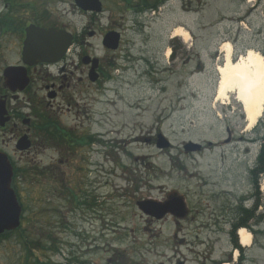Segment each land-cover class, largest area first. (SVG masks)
Returning a JSON list of instances; mask_svg holds the SVG:
<instances>
[{"label":"rangeland","instance_id":"obj_1","mask_svg":"<svg viewBox=\"0 0 264 264\" xmlns=\"http://www.w3.org/2000/svg\"><path fill=\"white\" fill-rule=\"evenodd\" d=\"M49 9L75 30L84 23L73 0H51ZM154 12L140 28L125 23L119 49L105 64L112 78L81 82L77 105L58 118L59 126H78L101 140L96 151L64 163L57 162L64 152L56 144L34 159L14 154L23 168L16 179L23 212L18 231L0 239V264L237 263L227 233L239 198L247 208L253 203L249 169L264 109L257 126L245 130L232 95L227 104L213 102L216 67L223 41L234 60L248 48L264 58V0H167ZM176 26L188 31L189 42L170 37ZM165 48L172 54L165 56ZM158 134L169 147H156ZM187 141L201 147L183 151ZM53 166L58 171L51 174ZM84 192L102 201L92 225L72 210ZM169 193L182 198V218L156 220L135 205ZM259 193L261 218L249 222L254 234L243 264H264V175Z\"/></svg>","mask_w":264,"mask_h":264},{"label":"flooded vegetation","instance_id":"obj_2","mask_svg":"<svg viewBox=\"0 0 264 264\" xmlns=\"http://www.w3.org/2000/svg\"><path fill=\"white\" fill-rule=\"evenodd\" d=\"M166 1L85 0L84 9L75 6L84 22L79 30H75L67 23L56 21L49 9L51 0H0V153L12 165L15 175L12 187L16 189L18 202L20 191L16 179L23 168L14 161V154H19L21 160L25 157L34 159L47 149L54 151V123L61 124L58 118L65 110L69 111L71 103L77 105L74 97L83 91V87L78 90L75 87L89 81L94 74L97 80L93 83L104 80L105 64L108 56L113 60L111 55L119 49L125 23H130L132 28L140 23L139 28L142 27V23L150 19L148 12L152 5ZM52 29L71 34V43L65 47V34H61L56 47L49 34ZM114 33L119 34L118 46L111 50L107 44H113L114 40L106 37H113ZM93 40L98 45H94ZM107 65L113 67L114 64ZM72 81H76L75 84ZM69 88L72 90L66 92ZM64 127L75 139L88 135L78 132V126ZM90 136V144L80 142L58 147L64 153L57 162L64 163L78 156L83 158L88 152L96 151L94 147L101 140ZM56 171L55 166L48 170L51 174ZM172 195L176 194H167L162 202L170 200ZM88 196L86 192L79 198L76 196L72 210H80L81 219L92 225L103 207L101 200H87ZM245 201L244 197L239 198L234 216L240 207H245Z\"/></svg>","mask_w":264,"mask_h":264},{"label":"bare ground","instance_id":"obj_3","mask_svg":"<svg viewBox=\"0 0 264 264\" xmlns=\"http://www.w3.org/2000/svg\"><path fill=\"white\" fill-rule=\"evenodd\" d=\"M170 37H179L183 42H189L190 39L188 31L181 26L173 27ZM230 45L228 41H223L219 45L223 61L216 67L218 80L213 102L220 101L221 104H227L228 97L232 95V98L241 106L245 130H249L256 124L264 109L262 107L264 106V58L258 51L248 48L232 60V46ZM165 49L164 55L169 56L170 48ZM251 238V234L246 229L238 230V240L241 246L248 247ZM222 264L228 263L223 262Z\"/></svg>","mask_w":264,"mask_h":264},{"label":"water","instance_id":"obj_4","mask_svg":"<svg viewBox=\"0 0 264 264\" xmlns=\"http://www.w3.org/2000/svg\"><path fill=\"white\" fill-rule=\"evenodd\" d=\"M85 0H74L75 5L78 8L84 9L83 3ZM40 32H42L40 30ZM52 41L57 47V43L60 41V35L65 34V47L71 42V35L69 33H64L59 30H50ZM113 37H106L113 39V44H107L111 49L117 47L118 34L114 33ZM29 38V37H28ZM31 42V41H30ZM94 67L91 69L93 71ZM96 74L90 76L91 81H95ZM169 141L163 137L161 134L157 135L156 147L165 148L170 145ZM201 147L200 144L187 141L183 145L184 151H195ZM11 178H12V167L6 158V156L0 153V234L5 231H11L16 229L19 226L21 206L16 200L14 190L11 188ZM184 202L180 197H173L171 200L166 202H156L152 200H140L136 202L137 207L150 216H153L156 219H160L167 212L174 214L175 216H183L185 213Z\"/></svg>","mask_w":264,"mask_h":264},{"label":"trees","instance_id":"obj_5","mask_svg":"<svg viewBox=\"0 0 264 264\" xmlns=\"http://www.w3.org/2000/svg\"><path fill=\"white\" fill-rule=\"evenodd\" d=\"M155 6L156 5H153V7ZM57 122L58 121H55L54 123L55 135L53 138L58 146L60 145V147H65L66 145H70L71 143L75 145L76 143H80V142L81 143L85 142L87 144L90 143L91 139L89 137L80 136L79 138L75 139L74 137L70 136L65 129H63L57 124ZM259 141H261V143L255 158V164L251 168V170L249 169V180L253 189L251 192V196L253 197V204L251 208L245 209L240 207L238 209L239 211L237 212V215L234 218V222L232 223L231 229L227 233L229 235L230 242L232 243L233 248H237L240 253L237 264H243L244 256H243V249L237 244V236L235 233L236 229L239 227H245L254 234L249 222L251 220L253 221L255 220L256 222L261 218L260 217L261 215L257 217V215H255V212L257 207L260 205L259 179L262 175H264V133L259 138ZM16 230L18 231V229ZM7 233L9 232H5L4 234L0 235V238H6Z\"/></svg>","mask_w":264,"mask_h":264}]
</instances>
